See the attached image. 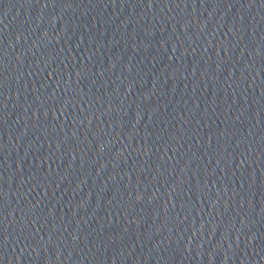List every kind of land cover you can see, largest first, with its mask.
Wrapping results in <instances>:
<instances>
[{
    "label": "water",
    "instance_id": "95a60500",
    "mask_svg": "<svg viewBox=\"0 0 264 264\" xmlns=\"http://www.w3.org/2000/svg\"><path fill=\"white\" fill-rule=\"evenodd\" d=\"M0 264H264V0H0Z\"/></svg>",
    "mask_w": 264,
    "mask_h": 264
}]
</instances>
